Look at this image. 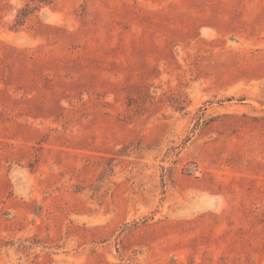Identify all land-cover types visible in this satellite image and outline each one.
Here are the masks:
<instances>
[{"label": "rangeland", "instance_id": "obj_1", "mask_svg": "<svg viewBox=\"0 0 264 264\" xmlns=\"http://www.w3.org/2000/svg\"><path fill=\"white\" fill-rule=\"evenodd\" d=\"M0 264H264V0H0Z\"/></svg>", "mask_w": 264, "mask_h": 264}]
</instances>
